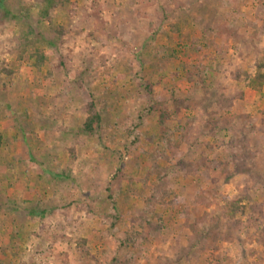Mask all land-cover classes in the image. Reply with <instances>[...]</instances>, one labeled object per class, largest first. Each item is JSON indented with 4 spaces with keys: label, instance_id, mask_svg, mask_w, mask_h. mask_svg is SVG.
Returning a JSON list of instances; mask_svg holds the SVG:
<instances>
[{
    "label": "rangeland",
    "instance_id": "rangeland-1",
    "mask_svg": "<svg viewBox=\"0 0 264 264\" xmlns=\"http://www.w3.org/2000/svg\"><path fill=\"white\" fill-rule=\"evenodd\" d=\"M4 1L27 16L0 8V264H117L130 231L131 264H264V88L234 78L264 59V0H68L51 23Z\"/></svg>",
    "mask_w": 264,
    "mask_h": 264
},
{
    "label": "trees",
    "instance_id": "trees-1",
    "mask_svg": "<svg viewBox=\"0 0 264 264\" xmlns=\"http://www.w3.org/2000/svg\"><path fill=\"white\" fill-rule=\"evenodd\" d=\"M37 4L39 6V16L40 18L48 21L49 23H51L52 18L50 16L51 12L58 8L59 6H63L65 4H68L69 1L68 0H36ZM0 8H3L4 14L5 16H11L12 18H14L15 20L20 19L19 16H21L23 18H25L27 16V13H23L25 12V10L23 11H19L18 15L15 14H11L10 11L6 10V4L4 0H0ZM25 14V15H24ZM33 34V30L31 29V27L27 26V28L24 31H21V33L19 34V36L17 37V39H19L18 41L22 42V45H30L31 41H30V35ZM39 38V39H38ZM37 41L38 42H42L41 37L37 35ZM196 43V41H193L192 44L194 45ZM34 44V42H33ZM179 46V45H177ZM204 46H207V44L205 43ZM215 46V45H214ZM216 50V49H215ZM220 54L222 53L221 50L218 51ZM173 56V55H172ZM43 56L40 55L38 57V62L40 60H43ZM37 62V63H38ZM264 70V59L259 62L256 63L255 65V74L254 75H250L248 73L245 72H239L236 73L234 75V78L240 82H244V84L257 92H261L264 88V75L262 73V71ZM123 75V74H122ZM199 75V74H197ZM202 78V80L204 82H206V74L203 71L202 75L200 76V79ZM175 104L176 109L179 111L181 110V108H179L178 106H180V104L182 103L181 101L177 100V99H173L172 101ZM185 109H190V106L187 105L185 107ZM86 114L87 117L84 119L83 125L81 127V130L83 133L88 134V135H93L94 132L102 125V117H101V111L99 108L96 107V105L94 104V101L92 100L91 102H89L86 105ZM163 115V112L161 113V116ZM161 137H163V135H160L159 139H161ZM1 141H2V136L0 135V146H1ZM166 145H168V148H171V146L173 145V142L170 141V139L167 141ZM36 193V192H35ZM115 194H118L115 192ZM172 195L173 197H175V195L172 193L171 189H152L151 195H150V200L152 201V205L156 206L159 205L161 207H164L167 205V203L172 200ZM168 198H170V200H168ZM246 196L241 197L239 199L236 200H230L227 201L226 204L224 205V218L227 222H233V223H239L238 221H236V215L238 214H244L246 211V206L245 204L249 201L250 203V199L248 197V199L246 200ZM245 201V204L243 203ZM30 203L31 206L29 207V216L31 217H42V215L45 213V209H42L40 211H38L39 209H41V204L42 202H40L38 199L34 198V196H31L30 200H26V203ZM250 207H252L251 203L249 204ZM114 210V207H113ZM15 227V226H14ZM15 235V234H13ZM141 239L139 234L136 231H130L124 239H122L119 243V246L117 248V256H116V260H117V264H131L133 262V257L131 255L132 253V249L134 248V246H138V240ZM213 240V239H212ZM143 240L139 241L140 243ZM11 241L3 244V246H6L5 248H7L8 250L11 248ZM210 245L208 244V242L206 241V239L204 238H199L198 242L196 244L193 245H189V249H187L188 251L186 253H190V255L195 256L196 254L199 253V251H204L207 249V247H209ZM66 253H58L55 255V257L57 259H60V257H64ZM185 254V253H184ZM1 258V257H0ZM3 258V257H2ZM1 258V259H2ZM77 262L79 264H85L86 262L89 261V257H88V253H83L79 256H77L76 258Z\"/></svg>",
    "mask_w": 264,
    "mask_h": 264
}]
</instances>
